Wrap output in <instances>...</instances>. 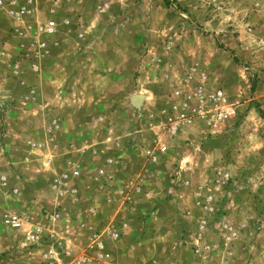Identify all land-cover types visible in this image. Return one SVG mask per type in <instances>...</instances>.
I'll return each mask as SVG.
<instances>
[{
    "label": "crops",
    "instance_id": "obj_1",
    "mask_svg": "<svg viewBox=\"0 0 264 264\" xmlns=\"http://www.w3.org/2000/svg\"><path fill=\"white\" fill-rule=\"evenodd\" d=\"M238 1L248 4V9L264 6V0ZM68 2L50 0L48 21L53 22V32L37 33L36 26L35 40L30 42L29 60L36 77L44 73L41 60L52 57L53 49L68 44L78 48L66 49L60 56L63 60L45 72L54 96L49 101L54 117L48 119L40 138L32 139L38 145L26 146L27 152L18 161L19 148L14 141L12 145L6 142V134L0 131V177H5L0 181V200L12 209L2 211L0 222L5 213L25 219L18 228L6 227L15 240L14 248L36 254L37 264H73V258L81 254L90 257L85 264H253L237 260L238 253L248 249L245 243L251 235L264 227V178L257 175L264 164L254 165L247 161V154L231 151L235 133L228 124L237 113L229 94L234 67L227 51L217 48L231 42L223 30L230 16L214 17L228 7L220 0H206L210 17L198 23L208 35H180V29L176 30V36L164 43L163 52L156 50L158 56L147 46L148 52L140 57L136 91L132 83H125L118 97L120 78L110 63L115 52L85 50L99 42L97 29L110 5L95 2L88 16L85 0ZM6 9L0 0V10ZM105 26L108 31L115 28L111 22ZM120 26L125 28L127 22ZM240 37L229 48L244 61L247 56ZM100 57L110 65L98 62L99 66ZM88 61L91 65L86 66ZM151 63L158 67L162 91L153 79L145 81ZM244 63L243 69L250 70L247 60ZM123 74L125 80H132L128 70ZM28 89L35 95L32 103L41 105L37 86ZM217 89L225 97L224 105L234 109L233 115L216 111L211 103H199V95ZM260 97L264 105L262 93ZM118 102L131 110L124 119L117 117ZM172 106L183 114L198 109L202 113L169 136L163 129L164 111ZM87 107L96 108L98 114L87 119L89 132L81 133L86 126L75 124L87 121L79 118ZM4 121L0 118V125ZM20 166L26 176L16 180L11 173ZM35 227L41 229V237L31 245L26 234ZM228 227L236 236L226 240ZM50 247L55 249V258L43 255ZM65 250L69 256L63 254Z\"/></svg>",
    "mask_w": 264,
    "mask_h": 264
},
{
    "label": "rangeland",
    "instance_id": "obj_2",
    "mask_svg": "<svg viewBox=\"0 0 264 264\" xmlns=\"http://www.w3.org/2000/svg\"><path fill=\"white\" fill-rule=\"evenodd\" d=\"M68 1L72 4L76 0ZM168 1L170 4L166 5L163 0H85L87 15L92 12V5L95 2L110 5L109 10L100 20L102 25L97 29L99 42L89 44L88 49L85 50H100L105 53L115 52V58L112 57L110 63L115 64L117 77L120 78L118 91L116 92L118 97L123 93L120 87L125 83H132L133 91H136V80L141 76L137 72L140 57L143 53L145 55L148 52L150 45V49L154 50L153 52L156 53L154 54L158 56V52H163L164 43L166 46L168 41L176 36V30L180 29L178 33L180 35L193 34L194 32L204 35L207 33L204 31V25L198 23L210 17L208 15L209 10L206 9L205 5L206 0ZM220 1L222 2L221 5L224 8L228 7V9L219 10L214 17L222 19L230 16L233 21L228 18L229 22H223L225 26L223 30L225 34H229L231 42L217 45L220 51H227L229 60L234 67L230 69L232 83L229 86V94L233 98L231 101L234 102L237 113L228 124V129L235 133L231 151L247 154V161L254 162V165L257 162L264 164V117L260 113V111L264 112V105L258 101V97L261 98L258 76H261L259 56L262 52L257 47L258 41L264 39V6H261L260 9H251L250 7V10L248 4L238 0ZM4 5L8 10H0V85L3 88L0 91L3 102L0 107V118L3 117L5 121L4 124L0 125V131L3 130L6 134V142L12 145V141H14L17 148H19L16 151L18 156L15 155L18 161L24 157V152H27L26 146L29 147L32 139L36 138L37 140V138H40L44 125L54 115L50 106V100L54 96H52L49 80L45 78V72L52 71V66L54 67L61 59L63 60L60 57L61 55L68 51L78 50V48L76 44H74V47H70V44H68V46L53 49L52 57L47 60L42 58L41 60V68L44 73L42 72L40 76L36 77L29 60L30 42L35 40L36 26L48 21L50 17V0H4ZM22 6L26 8V12L17 20L9 13L10 8L15 10ZM57 12L59 15L62 14L59 8ZM216 18L214 20L218 22ZM234 20H237V22ZM106 22H111L115 27L114 30L110 27L111 31H108V28L104 27ZM122 22H127L125 28L120 26ZM239 35L241 36L239 44L244 46L243 50L247 56L244 61H239L236 57V51L229 48L234 45L233 40L237 42V36ZM219 36L223 35H218V38ZM39 37L43 39V36L38 35V39ZM125 46L128 48L127 51H125ZM256 51L259 52L256 53ZM250 54H253V56L250 57ZM70 60L73 61V65L78 64V60ZM246 60L247 65H250V70L245 71L243 66ZM108 61L106 58L100 57L97 64L100 62L101 66H103V63L106 67L110 65ZM88 63L86 66L91 65V61H88ZM235 65L237 66L235 67ZM15 67L17 73H14ZM150 67L145 74V81L149 82L153 79L155 87L162 91L164 86L161 78H159V72L156 71L157 66L151 63ZM125 69L129 71L131 81L128 80V77L126 80L123 77ZM107 79H104L105 82L108 81ZM30 85L37 86L41 105L37 102L32 103L35 95L28 92ZM47 99L48 102L50 101L49 104L45 103L43 105V102H46ZM95 110L96 108L93 107L84 108L79 113V118L89 120L91 116L98 114ZM128 111L131 110L120 106L118 102V118L124 119ZM88 120L85 122L79 121L78 124H75L81 125V127L86 126L81 128V133L89 132ZM119 120L118 122H120ZM1 140L0 143L3 144ZM257 149L260 153H256ZM23 170L21 166L14 168L11 176L16 180H21V177L26 176ZM257 175L264 178V167H261ZM1 197L6 196L3 194ZM3 201L5 200L3 199ZM5 209L12 210L8 206H2V200H0V214ZM6 227L7 225L0 222V264H37L39 257L36 254H29L26 251L23 252L21 249L14 248L15 240ZM251 238V241L245 243L248 246L246 252L238 253L240 256L236 260L237 262L245 261V263H248L252 261L253 264L255 262L264 264V227L255 231Z\"/></svg>",
    "mask_w": 264,
    "mask_h": 264
},
{
    "label": "built area",
    "instance_id": "obj_3",
    "mask_svg": "<svg viewBox=\"0 0 264 264\" xmlns=\"http://www.w3.org/2000/svg\"><path fill=\"white\" fill-rule=\"evenodd\" d=\"M214 1V0H211ZM26 12V8L24 6L17 8V9H11L9 11V13L11 14V16H13L14 18H16L17 20H19L21 18V16ZM53 32V22L52 21H48V23L46 24H42V25H38L37 26V33H41V34H52ZM43 45V44H41ZM257 47L258 50H260L262 52V54L259 56V60L261 62L260 66H259V71L261 73V76H258L260 81V85H261V93L262 96H264V39H260L257 43ZM259 51H257L258 53ZM37 67L35 65H33V69L35 70ZM28 92L30 94H34L32 89H28ZM198 101L199 103L202 102H207L211 103L212 105H214V108L216 109V111H220L223 112L225 115L227 116H231L234 114V109L231 106L228 105H224L225 103V97L222 94V92L217 89L215 90L213 93H209L207 95H199L198 96ZM175 106L171 107V110H167L164 111V118H165V123L163 126V129L165 131V133L169 136H172L175 134V132L179 129V127L190 121V118L192 116L195 115H201V110L198 109L196 111H194L192 114H183V113H179L177 111H175ZM56 125H54L55 127ZM50 127V126H49ZM48 127V133H51V131L49 130L50 128ZM38 144L35 143H31L30 146H36ZM165 146H161L160 147V151H164ZM5 177L1 176L0 177V181L4 182ZM229 177L225 175V180H228ZM56 216V214L54 215ZM25 221V219H24ZM23 219L15 214V213H5L3 215L2 218V222L3 224L11 227V228H18L20 227L23 223H24ZM200 230L203 228V224H201L199 226ZM229 230V234L226 235V240H229L233 237L236 236V232L231 228L228 227ZM41 237V229L39 227H35L33 229V231H28L26 234V240L30 242L31 245H36L37 241L40 239ZM94 240H96V238H94ZM95 246L97 248L101 247V244L98 240L95 241ZM55 249H53L52 247L48 248L47 252L44 253L43 255L45 257L48 258H55L56 257V253L54 251ZM63 254L65 256H69L70 251L69 250H65L63 252ZM99 255V254H98ZM90 260V257L88 255L85 254H81L79 256H76L75 258H73L72 262L73 264H85L86 261ZM67 264V263H64Z\"/></svg>",
    "mask_w": 264,
    "mask_h": 264
},
{
    "label": "water",
    "instance_id": "obj_4",
    "mask_svg": "<svg viewBox=\"0 0 264 264\" xmlns=\"http://www.w3.org/2000/svg\"><path fill=\"white\" fill-rule=\"evenodd\" d=\"M134 99H135V102H136V101L138 102V96H137V97L135 96Z\"/></svg>",
    "mask_w": 264,
    "mask_h": 264
},
{
    "label": "trees",
    "instance_id": "obj_5",
    "mask_svg": "<svg viewBox=\"0 0 264 264\" xmlns=\"http://www.w3.org/2000/svg\"><path fill=\"white\" fill-rule=\"evenodd\" d=\"M260 113H261V116L264 117V112H261V111H260Z\"/></svg>",
    "mask_w": 264,
    "mask_h": 264
}]
</instances>
